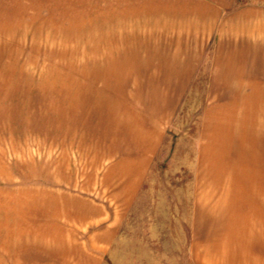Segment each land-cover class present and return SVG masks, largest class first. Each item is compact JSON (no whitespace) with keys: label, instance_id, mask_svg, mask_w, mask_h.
I'll return each instance as SVG.
<instances>
[{"label":"crops","instance_id":"crops-1","mask_svg":"<svg viewBox=\"0 0 264 264\" xmlns=\"http://www.w3.org/2000/svg\"><path fill=\"white\" fill-rule=\"evenodd\" d=\"M138 5L116 20L138 30L141 43L138 55L123 61V99L108 107V130L101 132L115 139L109 183L122 221L86 216L84 245L77 229L83 216L65 214L64 200L48 198L36 234L15 215L22 206L9 205L19 200L4 204L0 193V264H110L120 230L122 264H174L180 241L189 264H264V151L259 165L251 131L264 110V0ZM194 94L207 98L192 165L174 168V122ZM174 206L185 208L181 237Z\"/></svg>","mask_w":264,"mask_h":264},{"label":"rangeland","instance_id":"rangeland-1","mask_svg":"<svg viewBox=\"0 0 264 264\" xmlns=\"http://www.w3.org/2000/svg\"><path fill=\"white\" fill-rule=\"evenodd\" d=\"M145 1L0 0V193L4 204L19 200L9 205L22 206L15 215L36 234L47 220L41 205L48 198L64 200L65 214L75 210L83 216L77 229L84 245L87 217L122 221L109 183L115 139L101 132L108 130V107L123 99V61L138 55L141 43L138 30L123 29L116 20ZM206 98L187 96L174 122V168L192 165ZM259 99L264 106V96ZM253 113H247L252 123ZM257 115L252 147L257 146L261 165L264 110ZM179 189L174 186L175 203L181 201ZM30 204L34 216L26 212ZM184 210L174 206V232L180 237L187 229ZM118 236L115 255L109 254L106 263H123L122 230ZM178 248L174 264H189L183 242Z\"/></svg>","mask_w":264,"mask_h":264}]
</instances>
